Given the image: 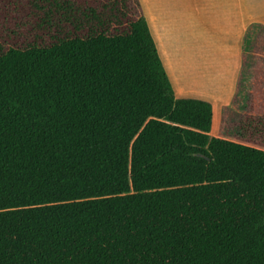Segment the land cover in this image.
<instances>
[{"label": "trees", "instance_id": "16d2710c", "mask_svg": "<svg viewBox=\"0 0 264 264\" xmlns=\"http://www.w3.org/2000/svg\"><path fill=\"white\" fill-rule=\"evenodd\" d=\"M249 66L212 136L139 0H0V264H264L262 23Z\"/></svg>", "mask_w": 264, "mask_h": 264}, {"label": "crops", "instance_id": "0c3cea01", "mask_svg": "<svg viewBox=\"0 0 264 264\" xmlns=\"http://www.w3.org/2000/svg\"><path fill=\"white\" fill-rule=\"evenodd\" d=\"M139 1L175 96L210 102V134L219 136L238 91L244 36L264 24V0Z\"/></svg>", "mask_w": 264, "mask_h": 264}, {"label": "rangeland", "instance_id": "374dc122", "mask_svg": "<svg viewBox=\"0 0 264 264\" xmlns=\"http://www.w3.org/2000/svg\"><path fill=\"white\" fill-rule=\"evenodd\" d=\"M251 70H250V66L247 70V79L245 82V79L243 81V86L241 88L240 94H239V98L237 100V104L236 106H230V116L231 118L233 117H237L238 115H240V113H242L247 105V101H248V97H249V91H250V77H251Z\"/></svg>", "mask_w": 264, "mask_h": 264}]
</instances>
